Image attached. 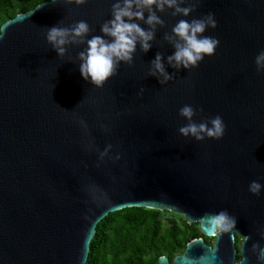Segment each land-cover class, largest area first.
<instances>
[{
  "label": "water",
  "instance_id": "1",
  "mask_svg": "<svg viewBox=\"0 0 264 264\" xmlns=\"http://www.w3.org/2000/svg\"><path fill=\"white\" fill-rule=\"evenodd\" d=\"M117 2L46 0L0 27V264H85L98 223L127 207L180 214L217 236L214 247L195 237L156 264H264V188L249 191L252 181L264 185V71L255 64L264 0H182L187 17L157 10L150 49L138 43L98 87L82 77L80 53L94 36L112 39L101 27ZM209 13L214 55L195 68L169 64L175 24ZM81 20L89 32L58 54L48 30ZM157 54L171 77L163 83L151 74ZM184 105L196 123L220 115L224 136L182 135ZM222 211L235 227L216 232ZM238 228L249 238L236 262Z\"/></svg>",
  "mask_w": 264,
  "mask_h": 264
},
{
  "label": "clouds",
  "instance_id": "2",
  "mask_svg": "<svg viewBox=\"0 0 264 264\" xmlns=\"http://www.w3.org/2000/svg\"><path fill=\"white\" fill-rule=\"evenodd\" d=\"M84 2V0H80ZM182 0H118L112 5V18L105 22L101 31L112 39L105 40L102 36H94L87 40V49L80 53L81 65L80 72L85 80H91L98 87L103 84L115 73L118 64L121 61L130 62L136 46L139 43L144 51L151 47V41L154 39L155 27L162 24V20L156 14V11H163L166 7L174 9L175 14L185 17L189 16L192 9L181 6ZM145 10L148 15L145 19ZM136 20H142L149 25L145 30L136 23ZM217 26L214 14L209 13L204 18L181 19L173 27L172 31L180 42L174 45L175 52L169 56L168 63L176 68H195L202 62L206 56L214 55L219 46V40L212 36L204 35L206 30ZM89 32V25L81 20L71 29L52 27L48 30L46 39L58 52L63 55L65 45L76 38L84 37ZM2 38V37H0ZM257 71H264V50L260 51L255 58ZM151 74L163 77V82L171 79L165 70L162 57L157 54L152 61ZM196 109L191 105H184L179 109V115L189 121L188 124L179 129L184 136H192L197 140H203L205 137L211 139H221L226 130V125L220 115L209 117L206 122L196 123L193 117L196 115ZM203 111V109H201ZM264 185L258 181H252L249 185V191L258 195ZM218 229L228 231L235 227V218L230 217L226 211L220 212L213 218ZM264 258V250L261 252Z\"/></svg>",
  "mask_w": 264,
  "mask_h": 264
},
{
  "label": "trees",
  "instance_id": "3",
  "mask_svg": "<svg viewBox=\"0 0 264 264\" xmlns=\"http://www.w3.org/2000/svg\"><path fill=\"white\" fill-rule=\"evenodd\" d=\"M43 1L0 0V27ZM198 235V223H187L180 214L146 207L123 208L98 223L85 264H156L162 255L172 261Z\"/></svg>",
  "mask_w": 264,
  "mask_h": 264
},
{
  "label": "flooded vegetation",
  "instance_id": "4",
  "mask_svg": "<svg viewBox=\"0 0 264 264\" xmlns=\"http://www.w3.org/2000/svg\"><path fill=\"white\" fill-rule=\"evenodd\" d=\"M193 223H198V226H199V235L197 237H202L204 239V241L206 242V244H208L209 246L214 247L216 239H217V236H214V235L213 236H206L202 232V230L200 228V223L199 222H193ZM193 223H190V224H193ZM216 232H220V229H218L217 226H216ZM233 235H234V244H233V246H234V250H235V261L239 262L244 257V255L242 253L243 244H244L245 240H248L249 236L241 228H238L233 233Z\"/></svg>",
  "mask_w": 264,
  "mask_h": 264
},
{
  "label": "rangeland",
  "instance_id": "5",
  "mask_svg": "<svg viewBox=\"0 0 264 264\" xmlns=\"http://www.w3.org/2000/svg\"><path fill=\"white\" fill-rule=\"evenodd\" d=\"M183 216V215H182Z\"/></svg>",
  "mask_w": 264,
  "mask_h": 264
}]
</instances>
